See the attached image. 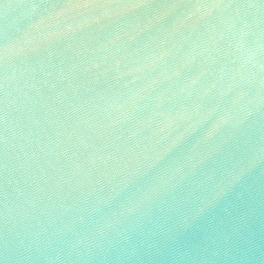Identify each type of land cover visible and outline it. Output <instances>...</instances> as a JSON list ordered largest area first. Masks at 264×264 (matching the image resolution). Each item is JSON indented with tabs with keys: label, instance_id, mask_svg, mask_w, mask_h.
I'll use <instances>...</instances> for the list:
<instances>
[{
	"label": "water",
	"instance_id": "1",
	"mask_svg": "<svg viewBox=\"0 0 264 264\" xmlns=\"http://www.w3.org/2000/svg\"><path fill=\"white\" fill-rule=\"evenodd\" d=\"M0 264H264V0H0Z\"/></svg>",
	"mask_w": 264,
	"mask_h": 264
}]
</instances>
